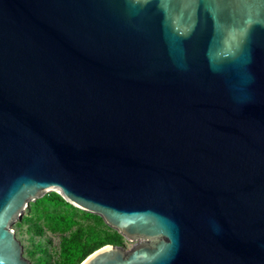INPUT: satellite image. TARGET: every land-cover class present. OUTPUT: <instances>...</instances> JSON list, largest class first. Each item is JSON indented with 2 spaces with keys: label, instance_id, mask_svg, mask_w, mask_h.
I'll return each instance as SVG.
<instances>
[{
  "label": "water",
  "instance_id": "1",
  "mask_svg": "<svg viewBox=\"0 0 264 264\" xmlns=\"http://www.w3.org/2000/svg\"><path fill=\"white\" fill-rule=\"evenodd\" d=\"M51 191L80 264H264V0H0V264Z\"/></svg>",
  "mask_w": 264,
  "mask_h": 264
},
{
  "label": "trees",
  "instance_id": "2",
  "mask_svg": "<svg viewBox=\"0 0 264 264\" xmlns=\"http://www.w3.org/2000/svg\"><path fill=\"white\" fill-rule=\"evenodd\" d=\"M26 223L30 247L26 252L35 264H52L51 254L37 237L46 229L61 233L57 264H80L89 254L107 245H121L124 236L97 214L82 210L58 192L51 191L31 203Z\"/></svg>",
  "mask_w": 264,
  "mask_h": 264
},
{
  "label": "rangeland",
  "instance_id": "3",
  "mask_svg": "<svg viewBox=\"0 0 264 264\" xmlns=\"http://www.w3.org/2000/svg\"><path fill=\"white\" fill-rule=\"evenodd\" d=\"M33 202V201H32ZM31 202V203H32ZM30 205L25 209L23 216L21 219H18L16 222H14L13 226L16 232L17 237L20 239L21 243L24 246V255L28 257V254L26 252V249L31 246L29 242V235L27 231V224L24 223L22 226H19V222H21L24 218V216L30 214ZM114 229V228H113ZM61 233L59 232H52L51 230L46 229L44 232V235L37 237L38 240H41L44 242L45 247H47L49 253L51 254V262L52 264H57V259L59 257V246H60V239H61ZM135 241L129 240L127 238H123L122 246L129 248L134 244ZM31 259L30 257H28ZM34 262V261H33ZM35 263V262H34Z\"/></svg>",
  "mask_w": 264,
  "mask_h": 264
}]
</instances>
